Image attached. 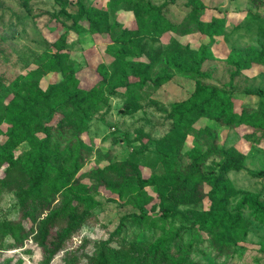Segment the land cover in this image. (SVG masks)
<instances>
[{
  "label": "trees",
  "instance_id": "trees-1",
  "mask_svg": "<svg viewBox=\"0 0 264 264\" xmlns=\"http://www.w3.org/2000/svg\"><path fill=\"white\" fill-rule=\"evenodd\" d=\"M55 1L62 6L61 10L68 5L67 0ZM175 1L166 0L157 5L151 0H112V6L123 4L135 16L134 25L123 27L115 36L108 10L80 4L77 10L71 11L72 29H86L94 39L105 35L109 43L121 44L112 52L114 59L110 63L104 59L97 63L91 85L83 84L87 65L77 69L70 65V57L64 52L66 37L62 34L56 43L57 50L41 64L56 77L45 87L41 85V68L33 70L32 78L23 82L7 83L0 77V123L7 124L5 131L0 128V136H4L0 138V195L5 190H15L19 201V216L0 221V244L7 236L13 239L15 248L31 240L47 248L43 264H51L60 252L68 257L75 251L68 244L84 222L99 210L95 194L104 193L107 200L134 195L141 213L126 214L108 239L94 243V251L87 254L88 264H201L189 260L190 243L184 249L181 243L166 244L165 238L145 241L138 244L143 254L129 262L111 240L123 231L126 239L130 221L140 223L141 228L145 225L143 230H165L167 219L179 205L201 204L205 199L209 202L208 208L200 211L192 225L200 234L207 235L218 255L231 251V231L246 227L241 210L233 212L229 208L238 190L224 173L205 166L208 160L217 157L225 171H241L245 169V154L234 145L220 146L217 134L210 128H202V132L213 137L211 146L196 151L187 165H174L186 135L196 130L197 120L203 117L233 127L248 140L261 142L264 133L258 135L264 130V101L257 107L238 109L233 80L240 74L243 63H264V52L229 56L230 64L236 66L229 89L199 82L187 97L172 103L167 112L172 128L160 140L169 147L167 151L161 150L163 173L145 174L139 162L119 156L103 168L95 166L83 171L85 162L91 158L92 118L98 112H109L112 98L120 93L130 99L126 107L131 113L141 111L139 92L146 84L152 82L159 87L170 80L164 75L152 80L151 73L159 59L164 58L179 75L206 76L202 70L207 59L206 45L188 57L183 56L188 48L183 51L178 46L165 57L159 50H152L148 61L142 60L139 64H133L127 57L132 40L139 39L134 46L138 47L143 35L161 36L177 27L167 16L169 6ZM253 1L264 4V0ZM197 2L202 4L200 0ZM22 143L29 144V149L20 155L16 151ZM251 175L262 177L264 172H251ZM85 177L94 181L89 184L83 181ZM150 186L157 188L156 196L147 191ZM242 203H250L264 215V204L257 194H244ZM153 205L158 207L155 217L149 213ZM76 258L73 254L72 260Z\"/></svg>",
  "mask_w": 264,
  "mask_h": 264
},
{
  "label": "rangeland",
  "instance_id": "rangeland-1",
  "mask_svg": "<svg viewBox=\"0 0 264 264\" xmlns=\"http://www.w3.org/2000/svg\"><path fill=\"white\" fill-rule=\"evenodd\" d=\"M151 1L161 5L166 0ZM200 1L202 4L197 0H176L172 3L167 16L177 23V27L161 36L143 35L141 46H138L142 50L134 47L137 43L135 40L139 39L132 40L128 44L127 57L133 64H139L142 60L148 61V54L152 50H159L165 57L167 52L178 47L183 51L188 48V52L183 54L188 57L190 53H199L206 45L207 59L202 65L206 76L179 75L164 58L159 59L152 70V80L163 75L170 80L159 87L152 82L146 84L139 92L138 100L143 106L141 111L131 113L130 108L126 107L130 99L120 93L112 98L109 112H98L92 118L89 130L91 158L85 162L83 171L95 166L103 168L119 156L139 162L145 174L163 173L161 150L167 151L169 147L160 140L172 128L167 117L172 103L187 97L199 82L229 89L231 73L236 69L235 65L230 64L229 56L239 57L241 52H264V4L259 5L253 0ZM111 2L67 0L65 10H61L62 6L55 0H0V77L7 83L15 80L23 82L32 78L33 70L41 68V85L45 87L49 80L56 77H52V73L41 64L57 50L56 43L62 34L66 37L64 52L70 57V65L74 69L87 65L83 84L91 85L95 81L97 63L102 59L110 63L114 59L112 52L121 44L109 43L105 35L94 39L86 29H72L70 12L77 10L80 4L108 10L115 36L123 27L134 25L135 16L123 4L112 6ZM233 90L238 109L243 106L257 107L260 101H264V63H243L240 74L233 80ZM195 126L196 130L186 135L174 167L177 164L187 165L196 151L211 146L213 137L202 132V128L213 130L220 146L234 145L245 154V169L241 171H225L217 157L208 160L205 166V169L214 167L217 173H224L238 190L229 208L233 212L241 210L246 227L231 231V251L218 255L207 235L200 234L192 225L200 211L208 208L207 199L201 204L179 205L177 211L167 219L165 230H143L145 225L141 228L140 223L130 221L126 239L123 231L112 237L111 244L120 249L129 262L143 254L139 243L165 238L166 244L172 246L175 242L181 243L184 249L189 248L190 243L189 260L201 264H264V215L254 210L250 203H242L244 194H257L264 204V175H251V172H264V137L258 144L246 139L233 127L221 125L207 117L197 120ZM0 128L5 131L7 124L0 123ZM263 133L264 130L258 136ZM28 149L29 144L22 143L16 153L22 155ZM83 181L90 184L94 179L85 177ZM147 191L153 196L157 195L155 186L147 187ZM95 200L99 204L97 214L84 222L79 233L68 244V248H75L76 252L68 257L60 252L51 264H88L87 254L94 251V243L108 239L126 214L141 213L135 205L134 195L107 200L104 193H96ZM18 207L15 190L2 192L0 221L16 219L19 216ZM157 210L158 207L153 205L149 213L155 217ZM12 240L7 236L0 244V264H43L46 247L42 248L30 240L23 247L15 248ZM73 254L77 255L74 260Z\"/></svg>",
  "mask_w": 264,
  "mask_h": 264
}]
</instances>
